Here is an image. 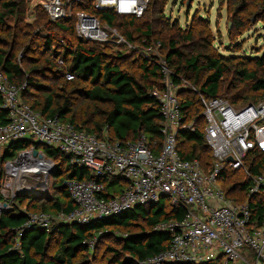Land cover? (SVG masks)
<instances>
[{"label": "trees", "instance_id": "16d2710c", "mask_svg": "<svg viewBox=\"0 0 264 264\" xmlns=\"http://www.w3.org/2000/svg\"><path fill=\"white\" fill-rule=\"evenodd\" d=\"M153 10H150L151 14ZM26 13L27 0H0V26L7 20L20 22ZM92 13L109 27L117 28L127 44L132 43L129 29H138L136 23L142 18L111 11ZM251 14L256 20H261L264 27V4L252 12L241 1L234 7L235 25L229 36L246 31ZM59 20L73 23L67 25L58 23ZM54 22L57 29L77 36L74 16ZM153 26L150 22L141 25L146 32ZM167 28V52L163 60L175 83H189L188 87L179 90L178 99L185 121H193L194 124L193 130L184 129L177 133L178 151L183 159H198L202 169L208 171L213 158L204 138L201 97H223L235 105L259 101L264 96V50L254 55L236 54L237 50H231L228 55L216 52L208 21L204 18L193 19L192 24L185 28L177 23H169ZM142 36L145 39L149 37L147 34ZM180 40L189 43L188 51L179 46ZM2 41L0 38V46ZM157 43L158 46L162 44L160 41ZM46 44L51 46L53 41L46 40ZM103 44L77 36L72 47L62 48V56L45 60L44 65L37 64L28 71L20 68L9 50L0 47V71L10 83L20 88L22 100L43 116H58L76 129L111 142H132L143 134L159 149L162 117L159 103L150 93L163 88L164 76L158 59L140 57L134 60L138 62V67L134 68L133 61L110 55L101 46ZM145 47L152 48L149 44ZM47 71L63 79L62 84L50 86L25 75V72H36L47 80ZM66 73H71L73 78L67 79ZM137 73L139 78H136ZM31 90L38 94L35 96ZM1 105L0 97V125L8 121L7 112ZM199 119L202 120L197 124ZM34 144L56 164L50 175L53 192L47 197L21 193L15 198L12 209L0 213V264H91L90 258L94 256L90 249L97 233H101L98 238L110 240L102 255L104 264H140L168 246L169 235L153 231L152 227L158 221L181 219L184 208L173 206L165 196L156 203L137 204L131 209L87 223H59L49 229L31 227L18 235L27 212H69L74 208L64 185L68 179L95 178L104 184V197L120 195L127 185L121 176L95 177L90 169L71 164L69 157L58 149ZM29 145L30 140H19L0 148V186L4 175L3 162ZM246 164L251 173L260 174L264 171V152L252 151ZM219 180L227 197L238 202L248 201L252 219L258 221L261 218L264 214V192L249 196V181L242 170L225 168ZM124 229L125 234L112 232ZM54 236L56 244L50 253V242ZM16 238L19 243L17 249L14 247Z\"/></svg>", "mask_w": 264, "mask_h": 264}, {"label": "built area", "instance_id": "2783aa9c", "mask_svg": "<svg viewBox=\"0 0 264 264\" xmlns=\"http://www.w3.org/2000/svg\"><path fill=\"white\" fill-rule=\"evenodd\" d=\"M38 1L51 20L74 16L77 36L97 43L108 42L116 34L92 12L130 15L143 8V0ZM158 63L163 88L150 93L157 99L162 117L159 149L143 134L132 142H111L76 129L58 116H43L22 100L20 88L0 71L1 107L8 118L0 125V148L30 140L28 147L3 162L0 213L12 209L19 194L44 190L48 185L56 164L35 147L34 143H41L66 154L71 164L90 169L95 177L121 176L127 185L120 195L104 197V184L97 179H68L64 185L74 208L69 212H27L18 235L31 227L87 223L137 204L156 203L165 196L173 206L184 208V214L181 219L153 225V231L169 235L168 246L140 264H264V214L258 221L252 219L248 201L227 197L219 180L225 168L242 170L249 181L248 195L264 192V171L253 174L246 164L252 151L264 152V96L238 105L223 97H201L204 138L213 158L204 171L198 159H183L178 151L177 133L194 129L193 121H185L178 99L179 90L189 83H175L165 61L159 59ZM65 76L73 78L71 73ZM14 247H19L18 238Z\"/></svg>", "mask_w": 264, "mask_h": 264}, {"label": "rangeland", "instance_id": "374dc122", "mask_svg": "<svg viewBox=\"0 0 264 264\" xmlns=\"http://www.w3.org/2000/svg\"><path fill=\"white\" fill-rule=\"evenodd\" d=\"M243 1L252 12L263 7L264 0H143L142 11L135 14L139 18L136 26L138 29L131 28L130 39L132 43H126L125 37L121 32L115 29L114 38L104 43L107 53L114 56H122L133 61V67H138V62L134 61L140 57L163 59L167 52L166 35L169 33L168 24L177 23L179 27L185 28L192 24L193 19L204 18L208 21V28L213 38L215 51L228 55L231 50H237L236 54L254 55L260 54L264 50V27L261 20H256L254 15H250L248 28L242 34H232L229 36L235 25L233 20V10L238 2ZM154 9L151 14L150 10ZM146 12V14H145ZM145 14V16H144ZM144 16V17H143ZM55 20H51L47 13L42 9L38 0H27V13L22 21L15 23L13 20H7L0 26V38L2 48L9 50L14 56L16 63L23 70H29L33 66L44 65L45 60H53L62 56V48L72 47L77 40L73 33L63 32L55 27ZM58 23L72 25V21L59 20ZM152 23L154 26L148 32L141 25ZM103 25H105L104 22ZM140 27V28H139ZM167 32V33H166ZM147 34L149 37L144 38L142 35ZM46 40H52L53 45L47 46ZM160 41L162 44L158 46ZM100 44V43H99ZM145 44L152 46L146 49ZM179 46L188 51L189 43L180 40ZM48 72V71H47ZM26 76L37 78L50 86L53 84L61 85V78H57L52 72L46 73L47 80L36 72H25ZM136 78H139L137 73ZM60 80V81H58ZM36 96L38 92L31 90ZM196 98H199L196 95ZM200 105V104H199ZM202 119L197 121V124ZM2 165L0 164V170ZM51 177L48 185L44 189L48 195L53 192ZM113 234H125L126 230L112 231ZM101 233L95 235L92 241L91 252L94 258H90L91 264H104L102 255L104 248L110 243L109 239L98 238ZM110 234V233H109ZM56 244V236L50 242V253ZM93 250V251H92Z\"/></svg>", "mask_w": 264, "mask_h": 264}, {"label": "water", "instance_id": "95a60500", "mask_svg": "<svg viewBox=\"0 0 264 264\" xmlns=\"http://www.w3.org/2000/svg\"><path fill=\"white\" fill-rule=\"evenodd\" d=\"M33 154L36 155L37 154V150H34ZM230 159L231 158H228V160H230ZM31 193L33 195H36V196H39V197H47V196H49L45 190L31 191Z\"/></svg>", "mask_w": 264, "mask_h": 264}]
</instances>
